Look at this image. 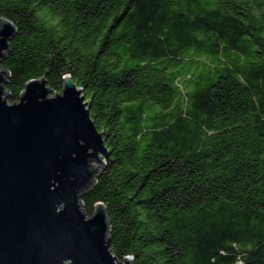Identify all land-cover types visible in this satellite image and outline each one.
Here are the masks:
<instances>
[{"label": "trees", "instance_id": "1", "mask_svg": "<svg viewBox=\"0 0 264 264\" xmlns=\"http://www.w3.org/2000/svg\"><path fill=\"white\" fill-rule=\"evenodd\" d=\"M0 18L9 104L33 80L82 90L107 155L81 201L117 261L264 264V0H0Z\"/></svg>", "mask_w": 264, "mask_h": 264}, {"label": "water", "instance_id": "2", "mask_svg": "<svg viewBox=\"0 0 264 264\" xmlns=\"http://www.w3.org/2000/svg\"><path fill=\"white\" fill-rule=\"evenodd\" d=\"M14 32L0 18V264H130L110 252L104 206L83 210L107 153L82 90L65 76L48 98L39 79L7 102L1 62Z\"/></svg>", "mask_w": 264, "mask_h": 264}, {"label": "rangeland", "instance_id": "3", "mask_svg": "<svg viewBox=\"0 0 264 264\" xmlns=\"http://www.w3.org/2000/svg\"><path fill=\"white\" fill-rule=\"evenodd\" d=\"M25 90V89H24ZM24 92V91H23ZM5 93H7V92H5ZM22 93V92H21ZM21 95V94H20ZM4 97H5V95H4ZM52 97H54V94L52 93V94H50V95H48V98H52ZM7 102H8V100H7ZM19 102V101H18ZM18 102H16V103H18ZM9 103V102H8ZM16 103H14V104H16ZM89 166H95V164H94V162L92 161V162H90L89 163ZM87 217H91V216H88L87 215Z\"/></svg>", "mask_w": 264, "mask_h": 264}]
</instances>
